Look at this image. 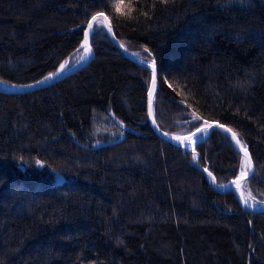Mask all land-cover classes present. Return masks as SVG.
Segmentation results:
<instances>
[{
	"label": "trees",
	"instance_id": "trees-1",
	"mask_svg": "<svg viewBox=\"0 0 264 264\" xmlns=\"http://www.w3.org/2000/svg\"><path fill=\"white\" fill-rule=\"evenodd\" d=\"M116 3L0 0V81L34 82L76 62L87 21L103 11L128 52L156 62V127L231 128L253 163L243 197L262 204L264 0H123L130 18ZM89 44L91 60L55 83L0 92V264H264V211L213 189L191 153L152 131L148 69L104 28ZM233 145L213 129L195 146L218 185L240 174Z\"/></svg>",
	"mask_w": 264,
	"mask_h": 264
},
{
	"label": "snow or ice",
	"instance_id": "snow-or-ice-1",
	"mask_svg": "<svg viewBox=\"0 0 264 264\" xmlns=\"http://www.w3.org/2000/svg\"><path fill=\"white\" fill-rule=\"evenodd\" d=\"M155 2H160V3H168L169 0H154ZM115 12L119 16H127L131 17L133 6L131 3L125 4L123 3V0H117V3L114 5ZM127 9V11H125ZM147 15V13H145ZM79 27V25L77 26ZM97 28H106L108 33H112V25L109 20V17L105 15L103 11H98L94 15L91 16V19L87 21V27L84 29V41H83V49L84 52L80 56V59L83 60L88 53H90L91 48L88 45V41L90 36H92ZM120 47L125 49L127 51L126 47L124 44H120ZM145 52L148 51L147 48L144 49ZM133 57H136L139 55V53L133 52L131 53ZM142 64H146L149 68H151V78H150V83L147 88V98H148V115L152 116L153 111V95L156 91L157 87V70H156V62L154 60L148 61L147 59H142L141 60ZM68 64V61L65 60L63 63L60 64L59 68L56 70V72L49 73L48 76L44 77V80L50 79L57 75V73H60L62 70L65 69L66 65ZM42 81H36L37 84L41 83ZM201 117L197 116L195 113H193V121H199ZM155 123V121H153ZM218 127L222 129L225 133H230L231 134V140L234 142V148L238 147L239 152L243 153L241 157V170L240 174L236 177L234 181H232V184H235L237 188L240 187V182L245 180L246 177L249 175L253 174V163L248 151L247 145L243 144L241 139L238 137V134L234 132L231 128L225 127L223 124H215L213 125L207 120H204L203 123L201 124L200 127H196L194 132H190L187 136H175L173 139L180 141L181 143L184 144L185 147L188 146L187 143L185 142H191L192 144H195L199 141L200 139V134L201 133H206L209 129L213 127ZM165 136L168 135V133L164 134ZM193 161H197L198 159V153H196L195 148H193V155H192ZM204 171L208 173L209 177L212 178L213 183H215V177L212 176V173L209 172L207 168H204ZM249 198L254 199V197H251V194H249ZM241 199L244 200V203H248V200L241 195ZM261 203H264L262 201Z\"/></svg>",
	"mask_w": 264,
	"mask_h": 264
},
{
	"label": "water",
	"instance_id": "water-1",
	"mask_svg": "<svg viewBox=\"0 0 264 264\" xmlns=\"http://www.w3.org/2000/svg\"><path fill=\"white\" fill-rule=\"evenodd\" d=\"M91 19V18H90ZM87 27V24L85 26V28ZM84 28V29H85ZM107 32V29L104 28ZM107 34L109 35L111 41L115 44V46L121 51V53L126 56L129 60H131L132 62L148 69L150 71V73L152 72L151 68H149L146 64H142L141 63V59L137 58V57H133L131 55L130 52L125 51V49L121 48L120 47V43L118 42V40L115 38V36L113 35V32L112 33H108ZM83 41H84V30H83V39H82V44L80 45V47L82 46L83 47ZM88 45L89 47L91 48L90 44H89V41H88ZM93 57V51H92V48H91V51L90 53L83 59V60H78L76 62H74L73 64L71 65H68L67 67H65L64 70H62L60 73H57V75H55L54 77L50 78V79H47V80H44V79H41V80H38V81H42L41 83L37 84L36 81L34 82H29V83H5V82H2L0 81V92H5V93H17V92H21V91H24V90H36V89H39L43 86H47V85H50L52 83H55L56 81L64 78L65 76L69 75L70 73L78 70L79 68H81L82 66H84L86 63H88L91 58ZM156 70H157V67H156ZM150 78H151V75H150ZM150 83V82H149ZM155 94V93H154ZM153 98H154V95H153ZM146 118H147V122L150 126V128L152 129V131L158 135L161 139H163L165 142L171 144V145H174L178 148H180L182 151L184 152H188V153H191V155H193V148H195V146L202 140H204L209 134L210 132L213 130V129H217L219 131H221L222 133H224L226 136H228L230 139H231V134L230 133H225L222 129L218 128V127H213L211 129H209L206 133H201L200 135V139L197 143L195 144H191V145H188L187 147L184 146L183 143H180L179 141L173 139V137H175L174 135H171V134H168L167 136H165V132H162L160 131L157 127H156V124L153 123L154 119H153V115L152 116H149L148 115V98H147V95H146ZM213 125L215 124H221V123H218V122H212ZM122 139V136H120L119 138L117 139H114V140H111V141H107V142H103V141H96L94 143V146L96 147H99V146H107V145H110V144H113V143H116V142H119L120 140ZM233 142V141H232ZM234 144V142H233ZM236 150H238L239 152V149L238 147H235ZM196 151V149H195ZM196 153H198L196 151ZM240 153V152H239ZM241 155H243V153H240ZM199 153H198V159L197 161H193L192 159V156H191V161H190V164L194 167H196L199 171H201L202 173H204L206 176L209 177L208 173L204 171V168H202L200 165H199ZM210 172V171H209ZM213 176V175H212ZM250 176V175H249ZM248 176V177H249ZM214 177V176H213ZM237 177V176H236ZM235 178L229 180L228 182H226L225 184L223 185H218L217 184V181L215 179V183H213L212 181V178H210V185L212 186L213 189L217 190V191H220V192H227V191H232L235 193V196H236V199L238 201V203L240 204L241 208L244 209V210H248V211H251V212H260V211H264V203L260 204V205H250V204H246L244 203V200L241 199V195L242 194V189H241V184L242 182L244 181H241L240 182V187L237 188V186L235 184H232L231 182L234 181ZM246 177V178H248ZM245 178V179H246Z\"/></svg>",
	"mask_w": 264,
	"mask_h": 264
},
{
	"label": "rangeland",
	"instance_id": "rangeland-1",
	"mask_svg": "<svg viewBox=\"0 0 264 264\" xmlns=\"http://www.w3.org/2000/svg\"><path fill=\"white\" fill-rule=\"evenodd\" d=\"M82 54H83V53H82ZM82 54H81V55H82ZM81 55H80V56H81ZM78 60H81L80 57H79ZM78 60H77V61H78ZM68 65H69V64H67L66 67H67ZM187 135H188V134H186V135H179V136H187ZM200 135H201V134H200ZM174 136H178V135H174Z\"/></svg>",
	"mask_w": 264,
	"mask_h": 264
},
{
	"label": "bare ground",
	"instance_id": "bare-ground-1",
	"mask_svg": "<svg viewBox=\"0 0 264 264\" xmlns=\"http://www.w3.org/2000/svg\"><path fill=\"white\" fill-rule=\"evenodd\" d=\"M89 54V53H88ZM181 137H183V136H181ZM180 142V141H179ZM181 143V142H180ZM185 143H187L188 145H191L192 143L191 142H185Z\"/></svg>",
	"mask_w": 264,
	"mask_h": 264
}]
</instances>
